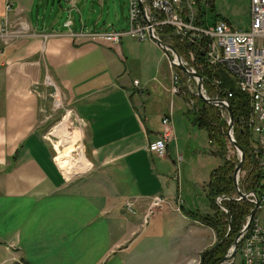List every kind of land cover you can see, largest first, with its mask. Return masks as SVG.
<instances>
[{"label":"crops","instance_id":"crops-1","mask_svg":"<svg viewBox=\"0 0 264 264\" xmlns=\"http://www.w3.org/2000/svg\"><path fill=\"white\" fill-rule=\"evenodd\" d=\"M6 1L12 3L8 14ZM55 2L0 0V32L9 34L5 42L0 38V264H187L198 259L216 237L186 215L193 210L182 182L188 161L202 158L209 174L191 184L202 192L218 158L209 143L203 153L187 148L184 160L174 128L176 141L166 156L147 151L161 131L152 120L161 122L170 99L165 53L132 36L119 44L75 37L126 32L106 29L120 22L122 11L104 21L112 10L106 0H66L68 13L61 3L56 12ZM20 23L29 35L16 38ZM49 76L82 129L80 142L54 159L43 136L53 117ZM177 154L183 158L180 182ZM85 164L77 176L87 173V178L73 180L77 176L69 174ZM157 196L167 204L144 224L148 204ZM177 196L183 199L179 208ZM126 200L134 202L136 215L125 212Z\"/></svg>","mask_w":264,"mask_h":264},{"label":"built area","instance_id":"built-area-1","mask_svg":"<svg viewBox=\"0 0 264 264\" xmlns=\"http://www.w3.org/2000/svg\"><path fill=\"white\" fill-rule=\"evenodd\" d=\"M213 1L129 0L128 31L80 33L73 36L90 38L92 41L107 42L109 44H119L124 36H132L138 41H149L155 45L157 41L163 42L164 40H176L179 44L188 43L192 46L186 48V58L176 53L181 58V64L190 72L196 73L197 65H194L195 54L200 51L204 52L205 63L209 67L222 66L231 78L236 79L237 88L248 98L249 112L242 123L252 136L250 158L259 170L261 189L258 195L254 192L245 193V200L252 204L250 212L254 209V206H256V211L250 222V212L245 217L239 231L240 235L237 239L238 249L235 257L226 264H236L237 260L239 264H264V0H250V27L244 32L233 30L226 21L222 20L206 26L205 22H203L204 10H210ZM11 7L12 3L6 1L4 3V12L8 14L11 11ZM27 35H29L27 25L24 23L18 24L13 36L17 38ZM8 37L9 34L6 33L5 29H2L0 38L5 42ZM163 52L170 70V99L167 113L160 122L159 139L156 143L147 147L149 153L159 157L166 156L168 146L176 141L172 124L174 98L179 97L181 94V87L183 86L181 76L184 74L177 68L178 61L176 56L169 50L168 53ZM176 69L180 70V73ZM185 76L187 78V87H185L189 89L192 95L197 96V89L193 92L191 85L189 86L190 81L196 84L197 79ZM212 85L218 91V94L222 93L226 98L232 97V93L228 89H218L219 81H214ZM202 95L206 99H217L222 102L224 107L217 108L221 111L228 126L229 119L225 109L229 105L228 100L217 97L209 98L204 86ZM189 105L193 108L194 102L190 100ZM226 140L228 145L231 146L227 136ZM182 161V156L177 154L174 164L176 169L175 178L178 182H180V165ZM223 199L222 197H217L215 200L216 204H220ZM236 200L242 199L236 196ZM182 203L183 199L177 196L176 206L179 208ZM164 204H167L164 198L160 196L152 198L143 217V223L146 224L147 219L156 210L162 208ZM123 209L129 215L134 216L137 214L135 204L131 200L124 201ZM221 209L226 213L224 208ZM232 249L233 245L229 248L227 254ZM196 264H201V256L200 259H197Z\"/></svg>","mask_w":264,"mask_h":264},{"label":"trees","instance_id":"trees-1","mask_svg":"<svg viewBox=\"0 0 264 264\" xmlns=\"http://www.w3.org/2000/svg\"><path fill=\"white\" fill-rule=\"evenodd\" d=\"M163 41V40H162ZM163 42L171 44L176 52L185 57L186 48L191 44H179L176 40H164ZM203 44V42H202ZM204 52H196L195 63L197 65L196 73L203 78V86L209 98L227 99L230 110L233 114V136L235 142L240 146L244 153L243 168L241 172L247 170L244 175L239 177V188L244 193L254 192L256 195L260 193V173L257 165L251 161L250 153L252 147L251 133L243 125L242 121L249 112L248 98L237 88V81L231 78L224 67L217 66L211 68L205 63ZM178 73L180 70L176 69ZM182 77H185L182 74ZM214 81H219V90L228 89L232 93L231 98L218 94L212 85ZM194 100V110H190L188 115L193 117V123L199 129L205 130L209 142L216 146L218 152L221 153L223 159L222 165L214 169L209 176L206 184L207 198L210 202L212 215L202 214L199 211L194 213H186V215L199 222L201 225L208 227L215 233L216 243L210 248L204 250L201 254V264H218L227 251L232 246L235 238L239 234L245 217L252 209V204L247 200H236V192L233 186L232 175L238 164V158L227 159L228 143L226 140L227 124L221 111L210 104L200 100L197 96L189 95ZM233 150V149H232ZM224 198L220 205L216 204V198ZM227 212L225 213L222 209ZM228 217L230 222H228ZM15 264H24L18 262Z\"/></svg>","mask_w":264,"mask_h":264},{"label":"rangeland","instance_id":"rangeland-1","mask_svg":"<svg viewBox=\"0 0 264 264\" xmlns=\"http://www.w3.org/2000/svg\"><path fill=\"white\" fill-rule=\"evenodd\" d=\"M55 1H56L55 2L56 12H59L58 3H61L64 6L66 13H68V11L71 10V5L67 4L66 0H55ZM106 3H108V5L110 6L112 10L110 11V13L106 11L104 21H107L108 19L113 20L114 19L113 11L115 12L116 9L118 12L122 11V14L120 16V22L113 23L111 26H109L106 29L110 31L125 29L128 31L129 30V23H128L129 0H106ZM73 11L76 13L75 8H73ZM250 19H251L250 0H214L212 3V8L210 10H204V15H203V22H205L206 26H210L213 23L222 20V21H226L233 30L238 31V32H244L249 29ZM102 27H103V24L101 23L98 29H102ZM164 69L166 68L164 67ZM181 78L183 80V86L181 87L180 96L174 98L172 124H173V128L175 131V135L178 139V145L181 149L180 151L181 155L184 156V160H185L189 154L187 152V148H189L190 152L192 153L193 152L203 153L209 146L210 142H209V138H208L206 131L199 129L196 125H194L193 117L191 115L190 116L188 115V112L190 110L191 111L194 110V107L192 108L189 105V102L192 99H190L189 97V95H191V92L189 91V89L186 88L187 78L186 76L185 77L181 76ZM48 79L52 81V85H47V86L50 88L49 98H50V104L52 107L53 117L49 121L47 128L43 130V136L53 152V159H54L57 156V151L62 148V145H61V141L58 138H56L55 135H53V132H54L53 129L56 125L61 123V121L65 118V116L70 112V110L66 106L64 96L61 93L60 89L56 86L55 82L50 78V76L48 77ZM190 85H191V89L193 90V92H195L196 84H194L193 81H190L189 86ZM155 97L158 98V95H155ZM177 98L178 99L183 98L184 102L181 103ZM158 99H161V98L159 97ZM55 100L60 101V107L55 108V104H54ZM192 101L195 102L194 100ZM70 115H71L72 127L75 128L76 131L81 132V136H82V131H81L82 129H81L80 123L75 118L73 113H71ZM152 118H153V115H152ZM152 122L156 126L157 124L160 123V120L158 118H154ZM210 146L213 147L212 148L213 155H215V157L218 158L216 159L214 166H212V168L219 167L220 165H222L224 157L222 158L221 153L218 152V149L216 148L215 145L210 143ZM227 149H228L227 153L225 154V157L227 159H233L236 157L238 158L236 151L232 150L231 146H229ZM187 165L189 166V172H188V167H186V172H185V177H184L185 181L182 182V187H183V192L185 194L186 203L189 207L188 209L193 210V213L196 209L200 213L206 214L207 210L211 209L210 202L207 198L206 187L203 189L202 192L194 191L191 184L196 183L199 180H202L205 177H207L209 174V168L201 166L203 165L202 158L189 160ZM85 166L86 164L83 165L79 169V171L72 172L69 175L71 176L79 175L81 173V170L85 168ZM190 168H191V171H190ZM242 168H241V171H242ZM246 172L247 170H244V172H240L239 177L241 175H244ZM87 176H88L87 173H85L83 175L75 177V179L73 180L85 179L87 178ZM210 215H212V213ZM205 237L206 236L203 234V238ZM203 240H206V239H203ZM182 244L185 245L184 250L188 252L189 247H187L186 242L183 241L181 245ZM214 244H212V246ZM198 257L196 258L200 259V256ZM192 261H197V259L191 260L190 262L188 261L189 264ZM5 264H14V263L8 262ZM236 264H239L238 260L236 261Z\"/></svg>","mask_w":264,"mask_h":264},{"label":"water","instance_id":"water-1","mask_svg":"<svg viewBox=\"0 0 264 264\" xmlns=\"http://www.w3.org/2000/svg\"><path fill=\"white\" fill-rule=\"evenodd\" d=\"M156 45L158 47H160L166 53H168V50H169L172 52L173 55L176 56V59L178 61L177 68L180 69L185 75H187L188 78L197 79V83H196L197 94L196 95L200 100L204 101L207 104L213 105L215 107H224V105L222 104V102L220 100L204 98V96L202 95L203 80H202L201 76H199L195 72H190L185 66H183L181 64V58L176 53L173 46H171L169 44H165L161 41H157ZM225 109L227 111L228 119H229L226 136H227V139L229 140L231 147L234 149V151H236V153L238 155V164L236 165L235 170H234L233 175H232L233 186H234V189L236 192V196H238L240 199H245L246 194L240 190L239 185H238L239 174L241 172V168L243 166V161H244V153H243L242 149L240 148V146L235 142V139L233 137V114L230 110L229 105H227L225 107ZM218 205H220V204H218ZM255 211H256V206H254V209L249 214V222L252 219ZM228 222H230L229 217H228ZM249 222L247 223V226H248ZM239 235L240 234L237 235V237L235 238V240L232 244L233 249L231 250V252L229 254H226L224 256V258L218 262V264H226L228 261H230L231 259H233L235 257V254H236L237 249H238L237 239H238Z\"/></svg>","mask_w":264,"mask_h":264},{"label":"bare ground","instance_id":"bare-ground-1","mask_svg":"<svg viewBox=\"0 0 264 264\" xmlns=\"http://www.w3.org/2000/svg\"><path fill=\"white\" fill-rule=\"evenodd\" d=\"M47 85H52L50 80H46ZM59 99V98H58ZM55 108L60 107V101L54 102ZM76 122V121H75ZM53 135L61 141L62 148L57 153L62 154L71 147L77 145L81 140V132L76 131L71 125V115L68 113L65 118L56 125L53 129ZM197 261H192L190 264H196Z\"/></svg>","mask_w":264,"mask_h":264}]
</instances>
